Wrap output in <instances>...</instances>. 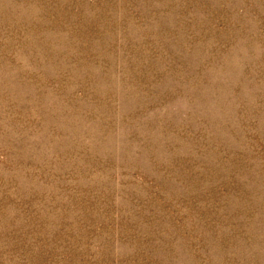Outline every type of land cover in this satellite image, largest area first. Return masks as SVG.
I'll return each mask as SVG.
<instances>
[{"label":"rangeland","instance_id":"1","mask_svg":"<svg viewBox=\"0 0 264 264\" xmlns=\"http://www.w3.org/2000/svg\"><path fill=\"white\" fill-rule=\"evenodd\" d=\"M0 264H264V0H0Z\"/></svg>","mask_w":264,"mask_h":264}]
</instances>
